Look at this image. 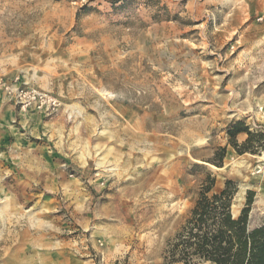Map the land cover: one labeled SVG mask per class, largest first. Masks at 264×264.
Masks as SVG:
<instances>
[{
  "label": "rangeland",
  "instance_id": "rangeland-1",
  "mask_svg": "<svg viewBox=\"0 0 264 264\" xmlns=\"http://www.w3.org/2000/svg\"><path fill=\"white\" fill-rule=\"evenodd\" d=\"M7 86L59 107L22 109ZM2 101L60 117L55 150L84 191L0 176V264H163L207 173L238 184L235 217L254 192L249 226L264 222V148L227 134H264V0H0Z\"/></svg>",
  "mask_w": 264,
  "mask_h": 264
},
{
  "label": "trees",
  "instance_id": "trees-1",
  "mask_svg": "<svg viewBox=\"0 0 264 264\" xmlns=\"http://www.w3.org/2000/svg\"><path fill=\"white\" fill-rule=\"evenodd\" d=\"M227 134L229 144L240 154H254L257 144L264 148V134L252 131L243 121L235 122ZM241 134L247 139L239 145L237 137ZM220 152L222 160L226 148ZM200 182L184 224L167 242L163 264H264V222L252 229L249 226L254 192H248L246 205L235 217L232 208L238 184L227 180L221 190H216V178L211 173Z\"/></svg>",
  "mask_w": 264,
  "mask_h": 264
},
{
  "label": "crops",
  "instance_id": "crops-1",
  "mask_svg": "<svg viewBox=\"0 0 264 264\" xmlns=\"http://www.w3.org/2000/svg\"><path fill=\"white\" fill-rule=\"evenodd\" d=\"M3 105L0 108V123H5L6 126L9 124L10 127L6 134L2 133L0 136V146L3 148L0 150V176L13 178V185L10 186L18 187L19 190L24 186L32 187L43 182L44 186L56 193L68 191L75 194L84 191L62 168L64 162L70 164L67 160L69 158L60 156L59 150H55L58 145L55 137L64 128L60 117L47 120L40 114H22L6 102ZM16 118L20 119L19 124L12 125ZM25 178H29V181ZM72 203L73 200H70L69 207L77 211V205ZM76 223L83 225L84 221L74 220V225ZM76 239L72 236V254L77 253ZM15 241L6 249L20 251L24 248L23 235H16Z\"/></svg>",
  "mask_w": 264,
  "mask_h": 264
},
{
  "label": "built area",
  "instance_id": "built-area-1",
  "mask_svg": "<svg viewBox=\"0 0 264 264\" xmlns=\"http://www.w3.org/2000/svg\"><path fill=\"white\" fill-rule=\"evenodd\" d=\"M6 90L9 99L14 100L22 109L34 107L50 115L59 107V103L55 98L35 89H27L21 86H7Z\"/></svg>",
  "mask_w": 264,
  "mask_h": 264
},
{
  "label": "bare ground",
  "instance_id": "bare-ground-1",
  "mask_svg": "<svg viewBox=\"0 0 264 264\" xmlns=\"http://www.w3.org/2000/svg\"><path fill=\"white\" fill-rule=\"evenodd\" d=\"M238 210H235V209H233V214H234V216H237L238 215Z\"/></svg>",
  "mask_w": 264,
  "mask_h": 264
}]
</instances>
